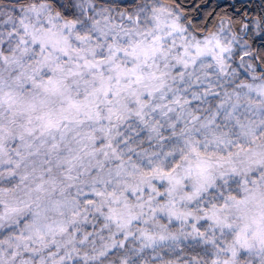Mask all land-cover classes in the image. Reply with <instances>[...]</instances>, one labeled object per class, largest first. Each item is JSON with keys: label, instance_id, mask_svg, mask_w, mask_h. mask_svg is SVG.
<instances>
[{"label": "snow or ice", "instance_id": "1", "mask_svg": "<svg viewBox=\"0 0 264 264\" xmlns=\"http://www.w3.org/2000/svg\"><path fill=\"white\" fill-rule=\"evenodd\" d=\"M0 264H264V0H0Z\"/></svg>", "mask_w": 264, "mask_h": 264}]
</instances>
